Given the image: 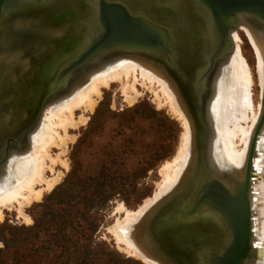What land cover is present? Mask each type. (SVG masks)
Masks as SVG:
<instances>
[{
  "label": "bare ground",
  "instance_id": "6f19581e",
  "mask_svg": "<svg viewBox=\"0 0 264 264\" xmlns=\"http://www.w3.org/2000/svg\"><path fill=\"white\" fill-rule=\"evenodd\" d=\"M112 1L167 27L173 36L171 55L115 48L77 66L102 30L98 0L27 3L3 20L0 213L13 202L39 199L38 184L46 182L51 190L54 181L44 178L49 149L59 129L71 124L75 109L92 108L94 96L116 81L135 91L140 79L156 88L158 104L182 121L185 132L177 157L162 168L155 196L138 211L125 210L126 217L112 228L117 242L149 264H217L233 233L210 200L196 205L199 191L218 196L217 183L232 193L249 178L251 234L243 264H264V106L261 100L254 108L253 78L236 32L244 29L254 47L264 97V23L241 13L229 21L224 36L196 0ZM45 104L44 118L26 139L23 126L34 124ZM29 142L28 150H20ZM7 150L11 154L5 158Z\"/></svg>",
  "mask_w": 264,
  "mask_h": 264
},
{
  "label": "rangeland",
  "instance_id": "374dc122",
  "mask_svg": "<svg viewBox=\"0 0 264 264\" xmlns=\"http://www.w3.org/2000/svg\"><path fill=\"white\" fill-rule=\"evenodd\" d=\"M240 28L257 109L263 100L258 59ZM108 87L94 96L92 108L75 109L71 124L59 129L44 173L46 181H54L51 190L43 182L35 187L42 190L39 199L1 208L0 264H149L126 251L112 228L127 210L138 211L155 196L162 168L177 157L185 130L167 106L158 104L156 88L140 79L135 91L126 82ZM48 108L45 104L35 123L23 126L26 139ZM205 118L212 126L207 111ZM29 148L30 142L20 150Z\"/></svg>",
  "mask_w": 264,
  "mask_h": 264
},
{
  "label": "water",
  "instance_id": "95a60500",
  "mask_svg": "<svg viewBox=\"0 0 264 264\" xmlns=\"http://www.w3.org/2000/svg\"><path fill=\"white\" fill-rule=\"evenodd\" d=\"M48 1L0 0V39L4 37L3 20L12 11H16L23 4L43 5ZM98 3V20L102 30L86 52L82 54L84 56L76 62L77 66H82L85 60L94 57L99 52L115 48H140L162 53L166 56L171 55L170 45L173 42V36L167 27L145 16L132 15L121 2L98 0ZM196 3L209 13L212 24L216 29L221 30L224 36L227 34L229 21L235 19L241 13L249 14L264 23V0H196ZM261 122H264V114ZM259 130L258 127L251 147L250 160ZM8 153L9 150L6 151L5 158ZM250 160L249 162H251ZM248 179L232 193H229L224 186L217 183L215 186L221 190H217L219 192L218 196L212 191L209 192V189H204L202 193L199 191L200 197L197 199L196 205L201 203L202 200H210L209 202L213 203L230 222L233 233V240L227 247L225 254L220 258H215L217 264H243L247 255L251 234L246 199L249 190Z\"/></svg>",
  "mask_w": 264,
  "mask_h": 264
}]
</instances>
